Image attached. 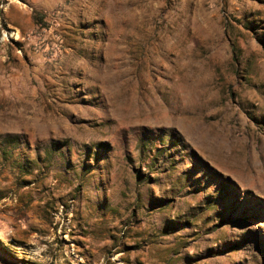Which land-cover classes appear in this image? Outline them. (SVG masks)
I'll return each mask as SVG.
<instances>
[{"label": "rangeland", "instance_id": "374dc122", "mask_svg": "<svg viewBox=\"0 0 264 264\" xmlns=\"http://www.w3.org/2000/svg\"><path fill=\"white\" fill-rule=\"evenodd\" d=\"M0 264H264V0H0Z\"/></svg>", "mask_w": 264, "mask_h": 264}, {"label": "trees", "instance_id": "16d2710c", "mask_svg": "<svg viewBox=\"0 0 264 264\" xmlns=\"http://www.w3.org/2000/svg\"><path fill=\"white\" fill-rule=\"evenodd\" d=\"M39 17H40V19H42L41 16H39ZM231 50H232V54H233V60L237 61V59H238V49H237V45L235 44V42L231 43Z\"/></svg>", "mask_w": 264, "mask_h": 264}]
</instances>
